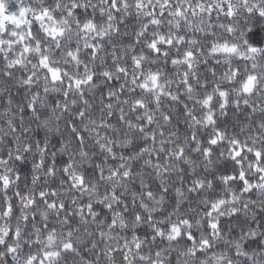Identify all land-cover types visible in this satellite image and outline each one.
I'll use <instances>...</instances> for the list:
<instances>
[{
  "label": "snow or ice",
  "instance_id": "snow-or-ice-1",
  "mask_svg": "<svg viewBox=\"0 0 264 264\" xmlns=\"http://www.w3.org/2000/svg\"><path fill=\"white\" fill-rule=\"evenodd\" d=\"M16 7L10 11L7 0H0V75L25 89L22 103L9 96L0 112V152L6 150L0 154V264L9 257L12 264H264V223L255 211L264 212V0H17ZM129 19L135 22L133 41L116 42L129 35L121 32ZM209 60L223 69L218 74L209 68L211 81L199 71ZM161 61H170L173 71ZM101 87L97 114L89 96ZM181 95L187 102L180 122L191 132L182 139L178 128L169 130L173 118L163 103L182 102ZM229 105L251 110L241 128L247 132L243 141L217 127ZM61 121L77 147L71 138L62 142L58 151L67 162L57 167L53 151L46 167L50 141L33 142L31 124L47 132L55 125L59 132ZM208 129V144L226 143L220 155L238 171L217 177L222 190L214 197L208 194L212 180L175 188L173 210L158 217L171 176L183 173L182 164L193 171L198 166L189 155L191 144L205 170L212 164L211 147L197 136ZM29 154L31 190L22 193L16 162H27ZM85 164L93 174L86 175ZM145 170L160 181L158 191ZM61 173L59 190L38 189L41 176L47 185ZM69 191L87 202L73 197L66 208ZM189 194L200 196L203 206L199 212L189 207L194 220L180 210ZM13 198L20 209L15 222ZM96 205L110 215L102 216ZM241 214L242 222L222 229L221 217ZM143 225L149 231L141 236L137 229Z\"/></svg>",
  "mask_w": 264,
  "mask_h": 264
},
{
  "label": "trees",
  "instance_id": "trees-1",
  "mask_svg": "<svg viewBox=\"0 0 264 264\" xmlns=\"http://www.w3.org/2000/svg\"><path fill=\"white\" fill-rule=\"evenodd\" d=\"M8 5H9V10L10 11H16V3L17 0H7ZM25 4L30 3V0H24ZM47 3H51L52 0H46ZM88 15H91V10L88 11ZM83 12L81 10V19H83ZM97 19H99L97 15ZM125 30L129 32V35L127 36H120L116 37V42H123L124 44L131 43L133 41V33L135 31V22L132 19H129L126 21L125 25H121V32L123 33ZM110 51V47L108 49ZM139 50V49H138ZM99 61H97V64ZM111 63V60L109 58V64ZM161 66L166 68V71L168 73H171L173 71L170 61L167 65H163V61H161ZM0 67H2V61H0ZM209 68H215L217 73L219 74L223 69L220 68L219 66L215 65L213 61L209 60L208 64H201L199 66V71L201 73V78H207L209 81H211V73L208 71ZM20 72H17L16 75H20ZM114 87H118V82L114 81L113 82ZM7 89V91H5ZM209 91L211 90V84H209ZM105 89L104 87H101L99 90H97L94 94V96H89L90 101L94 104V106L97 109V114L100 106V96L101 92H104ZM0 92H2V95H0V112L4 110L5 107H7V100L9 96H11L13 104H20L24 101L25 97V89L22 87H17L15 80H8L7 78L3 77L0 75ZM201 95H203V90H200ZM56 94H52V97L50 99H55ZM62 99V97H61ZM181 101L182 102H176L173 103L172 101L168 100L165 98L163 103L166 105L165 111H170V114L172 115V124L169 126V130H176L178 128L179 133L181 135V139L183 138L184 135H191L190 130L187 128V125L184 123H181L180 121L183 120V110H184V103L186 101V97L181 95ZM189 106H191V103L189 102ZM215 107H218V104L215 105ZM250 109H244L237 111L235 107L232 105H229L227 108V115L218 117L217 119V127L220 128L222 131H226L229 136L236 135L240 140H244L245 133H241V128L245 125L248 124L249 121L247 119L248 114L250 113ZM199 114V113H197ZM30 114L25 111L24 113V118H25V126H28L27 121L29 119ZM68 117L65 116V119ZM259 116H257V119ZM112 122H116V118L113 117ZM17 124H19V118H17ZM0 125H3V120L0 119ZM31 127L33 131L29 134L32 141H43L45 138H47L50 141L49 145V151H48V157L46 159V167L48 164H51V153L53 151L57 152L56 156V164L57 167H62L64 163L67 162V156L59 152L58 150L61 147L62 142H67L70 138L72 139V146L77 147V142L75 141L74 137H71L70 130L65 126L64 122H60V131L57 132L55 129V125H53V130L51 132H47L45 129L42 128H37L36 123L33 122L31 124ZM211 132V129H208L207 131L200 130L197 132L198 139L201 141L203 147H211L212 149V155H211V160L212 164L208 167L207 170H205L204 166V158L201 153L198 152H192L191 149L195 147V144H191L189 146V155L191 156L192 160L196 162L198 165L195 170L193 171L190 169L187 165H181V167L184 169L183 173H175L171 176L169 179V191L165 196V207L164 211L161 213H158V217L160 216H166L169 212H171L176 204V194H175V188L186 186L190 184V182L193 179L201 178V179H207V180H212L213 181V191L211 193H208L210 196H215L218 192L222 190V184L217 177L222 176V175H228L232 174L234 171H238L236 169V166L234 162L227 157V155L221 157V151H227V144L226 143H220L216 146H210L208 144V138H209V133ZM85 136H87V133H85ZM89 144L91 143L90 141L88 142ZM91 151H97L98 149L92 148ZM0 154L6 155V150L3 152H0ZM78 158V157H77ZM36 160L39 159L38 156L35 157ZM32 160L33 156L31 154L28 155L27 162H16L17 169L20 174V181L18 182V186L20 191L26 192L31 190V180H32ZM102 160V156L97 154L94 157V162L99 163ZM140 168V165H136L135 170L138 171ZM83 170L85 171L86 175L88 174H93V169L88 167L87 164L83 166ZM151 170H145V176L146 179L149 180L152 189L154 191H158L160 181L155 178L154 176H149L148 172ZM183 176V185L181 183V180L179 179L180 176ZM62 178V173L54 178H49L47 185L44 184V177L41 176L40 182H38V189H42L44 187H49V188H56L59 190V183L60 179ZM66 179V177H65ZM67 187V185L65 186ZM233 187L239 188L240 184L233 182ZM134 190L139 191V182L136 183L134 186ZM9 195H12V192H9ZM79 193L74 192V191H69L67 194L63 197L65 206L66 208L71 207V201L73 197L78 198L79 203H86L87 202V197H84L83 200H79ZM252 198L256 199V193H252ZM38 199V198H37ZM126 199L129 202V206L131 207V198L130 196L126 197ZM201 199L200 196L196 194H189V198L186 202H184L181 205V212L186 213L189 216L193 218V220L196 218V213H189L188 209L189 207L195 208L197 212L203 211V206L198 203V201ZM13 206H14V217H13V222H15V216H18L20 214V209L18 205V200L13 198L11 201ZM0 203H2V196H0ZM38 204L42 207V202L39 201L38 199ZM96 211H100L101 215H110L107 213L106 210L103 209L102 205H96L95 206ZM257 213V219L261 221V223H264V212H260L259 208L255 209ZM40 217L39 215L36 216V220L39 221ZM238 222H242V214L241 216L238 217H221L220 218V224L221 227L224 231H227L228 228ZM72 223L75 226L78 223V218L73 217L72 218ZM55 224V217H51V222H50V227ZM28 227H31V217H30V222ZM94 228V226H90ZM206 227V225H205ZM139 234L141 236L144 235L145 232H148L149 229L147 225H143L140 228L137 229ZM81 232H83V228H81ZM99 239V237H97ZM159 243V241H157ZM90 246V245H88ZM101 247L103 245L101 244ZM82 255L86 259H93L95 260V257L92 256L89 252L84 251L82 249ZM8 264H12L11 257L8 258ZM103 264V260H102Z\"/></svg>",
  "mask_w": 264,
  "mask_h": 264
}]
</instances>
